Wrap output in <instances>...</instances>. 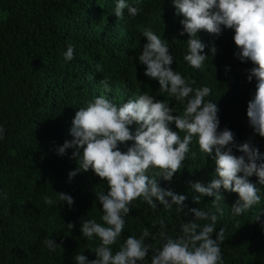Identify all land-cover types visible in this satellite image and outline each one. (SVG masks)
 <instances>
[{
    "label": "trees",
    "instance_id": "trees-1",
    "mask_svg": "<svg viewBox=\"0 0 264 264\" xmlns=\"http://www.w3.org/2000/svg\"><path fill=\"white\" fill-rule=\"evenodd\" d=\"M127 3L142 11L130 17L125 9L123 19H119L113 13L116 0H0V125L5 130L0 140V264H75L77 251L95 259L88 250L100 241L82 238L79 221L87 216L101 222L103 213L95 192H106L107 185L92 170L79 173L69 183L68 172L77 167L70 159L73 150H66L61 157L54 149L71 139L69 129L75 111L86 106L93 95L104 92L100 80L105 77L110 78L112 89L106 95L118 104L144 91L159 99L169 98L168 93H159L158 82L149 80L144 75L145 66L138 63L147 43L141 35L143 28L151 27L168 40L175 57L171 67L189 81L195 80L193 87L207 85L212 89L206 99L218 103L221 129L227 126L234 131L238 142L252 135L246 108L255 79L248 83L244 70L253 65L250 61L241 63L233 55L238 50L233 30H225L214 41L217 55L209 54L204 67L196 70L183 60L188 37L180 35L182 17L175 15L170 0ZM198 35L211 46L209 34L201 31ZM68 44L75 49L70 62L63 58ZM208 51L206 47L205 53ZM171 106L182 114V104L172 100ZM254 143L264 152V138L256 135ZM130 144L121 145V150L126 151ZM190 147L196 156L189 153L173 180L160 183L188 195L189 207L207 210L212 198L201 197L199 205L192 203L194 193L187 182H210L215 162L200 152L195 138ZM249 179L257 182L255 176ZM258 187L261 203L240 216L231 212L238 194L221 189L226 205L217 230H226L224 264H264V185ZM58 192L74 198L71 209L66 204L60 207ZM46 195L53 198V205L45 204ZM260 208V222H252ZM157 218H164L170 234H177L180 218L175 212L160 205L152 210L142 200L133 201L121 242L128 235L139 236L138 229L143 227L156 233L159 226L151 228V224ZM68 222H75L72 232L66 227ZM46 236L57 244L63 241L62 246L50 253L43 243Z\"/></svg>",
    "mask_w": 264,
    "mask_h": 264
},
{
    "label": "clouds",
    "instance_id": "clouds-1",
    "mask_svg": "<svg viewBox=\"0 0 264 264\" xmlns=\"http://www.w3.org/2000/svg\"><path fill=\"white\" fill-rule=\"evenodd\" d=\"M170 2L175 15L182 17L180 35L188 37L183 60L193 69L201 70L209 54L215 58L218 49L214 41L225 30H233L232 38L238 49L233 55L241 63L250 61L253 65L244 70L248 83L255 79V90L246 108L252 135L238 142L234 131L227 126L221 129L218 103L206 99L212 89L207 85L193 87L195 80L189 81L171 67L175 57L169 51L168 40L158 36L151 27L143 28L141 35L147 43L138 55V63L145 66L144 75L149 80L158 82L159 93L162 96L168 93L169 98L159 99L144 91L118 104L106 95L112 89L110 78L105 77L100 80L104 92L93 95L86 106L75 111L69 129L71 139L54 149L61 157L66 150H73L70 159L77 167L68 172L69 183L79 173L92 170L107 185L106 192H95L103 213L101 222L87 216L79 221L82 238L96 237L100 241L94 249L88 250L94 253L95 259L77 251L73 257L75 264H224L222 245L226 230L224 227L217 230L226 205L221 189L238 194L231 206L235 216L261 203L258 186L264 185V152L254 143V137L264 138V0ZM125 9L130 17L142 11L127 0H116L113 13L117 18L123 19ZM201 31L213 38L211 46L202 41L198 35ZM74 51V45L68 44L63 53L66 62L74 59ZM96 70L101 71L99 64ZM228 71L226 67V74ZM172 100L183 105L182 114L171 106ZM4 132L0 125V140L4 139ZM194 138L200 152L211 156L216 166L207 184L187 182L194 193L192 203L199 205L201 197L212 198V206L207 210L189 207L188 195L162 187L160 183L173 180L189 153L196 156L190 147ZM127 142H131L130 146L122 151L120 146ZM253 176L257 178L256 183L249 179ZM58 199L62 202L61 208L66 204L71 209L75 203L65 192H58ZM137 199L152 210L160 205L168 212H175L180 218L177 234H170L165 219L157 218L151 224V228L159 226L156 233L143 227L138 229L139 236L128 235L121 242L126 218ZM44 202L47 205L55 203L47 195ZM260 219L261 208L252 222H260ZM66 227L72 232L75 222L66 223ZM43 243L51 253L62 246L63 241L57 244L54 238L46 236Z\"/></svg>",
    "mask_w": 264,
    "mask_h": 264
}]
</instances>
